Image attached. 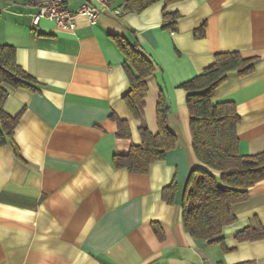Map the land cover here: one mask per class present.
Segmentation results:
<instances>
[{
  "label": "crops",
  "instance_id": "1",
  "mask_svg": "<svg viewBox=\"0 0 264 264\" xmlns=\"http://www.w3.org/2000/svg\"><path fill=\"white\" fill-rule=\"evenodd\" d=\"M31 1L0 0V43L14 45L17 62L38 81L36 89L6 85L3 108L21 116L19 155L10 143L0 145V264H264V239L236 238L256 220L264 226V179L223 228L230 251L185 229V182L199 160L188 92L179 86L217 52L255 57L252 72H228L214 100L236 103L240 152L264 151V0H159L141 11L111 0L120 15L105 12L96 24L78 16L72 31L48 19L34 28ZM69 1L76 9L83 0ZM165 12L179 13L174 28L164 27ZM116 36L137 43L156 65L143 120L123 99L130 80ZM162 92L176 146L146 173L117 168L114 156L141 142L142 123L158 132ZM112 113L128 120L130 138L118 136Z\"/></svg>",
  "mask_w": 264,
  "mask_h": 264
},
{
  "label": "trees",
  "instance_id": "2",
  "mask_svg": "<svg viewBox=\"0 0 264 264\" xmlns=\"http://www.w3.org/2000/svg\"><path fill=\"white\" fill-rule=\"evenodd\" d=\"M159 0H125L128 11H141ZM179 0H165L167 4ZM179 13H164L167 28H174ZM202 25L198 32L203 35ZM120 49L126 56L125 70L130 80V89L123 96L135 118L143 120L148 79L154 74L156 65L140 49L137 43L116 36ZM256 58L246 57L239 50L220 51L215 61L202 72L182 82L179 86L188 92L187 105L190 113V130L193 148L199 164L188 174L183 192V222L185 229L195 239L219 243L224 252L231 250L222 235L224 226L236 220L234 206L249 198V188L264 179V151L243 154L239 150L240 138L237 127L240 116L232 100L215 101L217 87L223 83L228 72L237 70L245 75L254 70ZM37 79L26 71L16 59V47L0 43V145L10 143L19 155L14 134L21 113L11 115L3 108L9 91L6 85L36 89ZM170 107L162 92L157 105L159 130L150 131L144 123L140 126L141 142L131 145L124 155L114 156L117 168L126 167L133 173H146L150 165L164 159L174 148L177 135L168 123ZM111 117L118 123V136L130 138L128 120ZM166 198L172 200V195ZM155 231L161 235L158 225ZM239 241L264 239V226L256 220L236 234ZM235 264H255L244 260Z\"/></svg>",
  "mask_w": 264,
  "mask_h": 264
},
{
  "label": "built area",
  "instance_id": "3",
  "mask_svg": "<svg viewBox=\"0 0 264 264\" xmlns=\"http://www.w3.org/2000/svg\"><path fill=\"white\" fill-rule=\"evenodd\" d=\"M37 10L31 13V24L34 28L41 25L44 19L52 21L58 28L74 30L76 18L86 16L91 24H96L105 12L120 15L121 10L113 6L111 0H83L81 4L72 9L69 0H33Z\"/></svg>",
  "mask_w": 264,
  "mask_h": 264
}]
</instances>
